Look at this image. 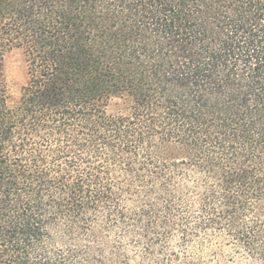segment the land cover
<instances>
[{
    "label": "trees",
    "instance_id": "obj_1",
    "mask_svg": "<svg viewBox=\"0 0 264 264\" xmlns=\"http://www.w3.org/2000/svg\"><path fill=\"white\" fill-rule=\"evenodd\" d=\"M217 241L264 264V0H0V264H223Z\"/></svg>",
    "mask_w": 264,
    "mask_h": 264
},
{
    "label": "rangeland",
    "instance_id": "obj_2",
    "mask_svg": "<svg viewBox=\"0 0 264 264\" xmlns=\"http://www.w3.org/2000/svg\"><path fill=\"white\" fill-rule=\"evenodd\" d=\"M3 68L8 82L9 103L15 104L20 97L22 86H24L27 81V66L23 54L20 51H13L7 54L3 62ZM176 189L178 196L183 200L186 206V210L195 214L198 210V199L203 189L197 186V182L194 178H188V180L180 179L179 183L176 185ZM130 204V206H134V204ZM180 238V233L178 231H173L168 238V243L165 248H177ZM215 248H218L222 253L223 264H259L241 254H235L233 259H231L230 257L233 251H231L230 246L224 245L221 241L216 242ZM128 250L130 255L136 253V248L132 246ZM158 250L160 251V247Z\"/></svg>",
    "mask_w": 264,
    "mask_h": 264
}]
</instances>
